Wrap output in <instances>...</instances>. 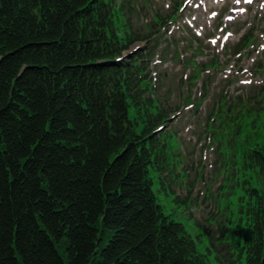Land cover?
<instances>
[{
    "label": "trees",
    "instance_id": "obj_1",
    "mask_svg": "<svg viewBox=\"0 0 264 264\" xmlns=\"http://www.w3.org/2000/svg\"><path fill=\"white\" fill-rule=\"evenodd\" d=\"M139 1L0 0V264H210L153 188L151 167L164 188L171 173V112L148 63L160 41L126 52L169 16L135 26ZM251 41L250 32L235 50ZM257 97L264 86L249 103L220 99L212 127L229 120L242 136ZM243 141V168L260 185L247 180L248 228L230 264H262L264 144Z\"/></svg>",
    "mask_w": 264,
    "mask_h": 264
},
{
    "label": "rangeland",
    "instance_id": "obj_2",
    "mask_svg": "<svg viewBox=\"0 0 264 264\" xmlns=\"http://www.w3.org/2000/svg\"><path fill=\"white\" fill-rule=\"evenodd\" d=\"M174 2L148 0L153 9L164 13L171 10L166 7ZM142 4V0L134 4L131 21L144 28L150 25L146 21L150 15ZM240 8L241 12L232 11ZM213 11L217 14L212 15ZM227 15L233 19H227ZM171 29L182 38L175 33L170 37L161 34L162 45L156 49L159 54H154V62L150 63L158 78L157 96L171 112L163 134L171 173L164 188L160 172L151 167L153 188L164 212L184 224L210 264H230V252L235 254L233 259L238 258L242 235L248 228L247 180L251 178L252 185H260L257 174L243 168L242 154L246 136L264 144V111H257L259 106L264 107V102L258 103L261 97H257L252 103L254 109L246 113V118L257 120L254 125L245 126L242 136L237 138L229 120L220 119L222 126L212 127L211 114L221 104L220 99L228 98L237 105L239 100L249 103L264 86V74L256 67L264 51V0H191L180 12L175 26L169 24L167 30ZM246 32L252 33L253 41L248 48L235 53L234 46ZM153 43L138 41L132 49L140 46L147 50ZM195 46L199 49L195 50ZM176 50L182 60L176 56ZM213 59L218 61L217 67ZM195 65L200 77L190 80L195 75ZM206 91L208 96L203 99ZM130 117L133 121L137 117L133 108ZM138 119L141 123H134V128L140 132L143 122L141 117Z\"/></svg>",
    "mask_w": 264,
    "mask_h": 264
},
{
    "label": "water",
    "instance_id": "obj_3",
    "mask_svg": "<svg viewBox=\"0 0 264 264\" xmlns=\"http://www.w3.org/2000/svg\"><path fill=\"white\" fill-rule=\"evenodd\" d=\"M262 264H264V259L262 260Z\"/></svg>",
    "mask_w": 264,
    "mask_h": 264
}]
</instances>
